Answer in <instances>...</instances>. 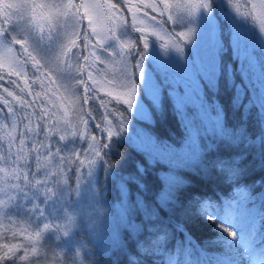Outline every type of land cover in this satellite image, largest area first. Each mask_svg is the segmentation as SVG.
<instances>
[{
  "label": "snow or ice",
  "instance_id": "1",
  "mask_svg": "<svg viewBox=\"0 0 264 264\" xmlns=\"http://www.w3.org/2000/svg\"><path fill=\"white\" fill-rule=\"evenodd\" d=\"M257 9L264 16V0H5L0 264H101L97 256L116 252L123 264H245L243 253L257 238L258 264H264V35L256 27ZM161 34L173 42L176 56L163 59L156 52ZM222 87L231 92L239 123L225 119ZM60 88L68 95L58 96ZM165 105L179 138L143 129L147 144L132 143L131 121L154 126ZM125 142L147 162L126 175L113 163L114 156L124 158L119 147ZM222 148L227 154H219ZM211 153L217 155L208 160ZM150 169L158 181L151 203L142 181ZM186 173L209 182L215 174L232 195H217L220 204L197 196ZM129 185L137 189L134 197ZM113 190L117 198L109 204ZM105 207L117 225L106 244L97 226ZM161 210L212 224L217 238L202 248L176 222L183 239L173 241L160 223ZM21 216L17 223L14 217ZM17 239L24 242H11Z\"/></svg>",
  "mask_w": 264,
  "mask_h": 264
},
{
  "label": "trees",
  "instance_id": "2",
  "mask_svg": "<svg viewBox=\"0 0 264 264\" xmlns=\"http://www.w3.org/2000/svg\"><path fill=\"white\" fill-rule=\"evenodd\" d=\"M240 2L243 4L245 0H240ZM222 26L226 30V25H222ZM133 35H135V33H133ZM189 55L190 54H187V57H189ZM225 61L226 62L229 61V56L227 55L225 56ZM218 99L220 100L221 104L224 106L226 121L229 124L239 123V113H233L230 106L231 92L224 90L222 87ZM154 119L156 120L154 126H149L146 124V122L143 121L138 123L137 121L132 120L129 126V130L138 129L140 132L144 134L143 129H147V131L152 132L157 137L168 138L170 135H174L176 138H179V136L181 135L180 130L178 128L175 119L171 116L170 111L167 109V105H165V114L163 118L154 116ZM250 127H252V129L255 130L254 120H250ZM132 143L136 144L133 138H132ZM130 145L131 142H125L123 145L119 147V153L124 157L122 160L120 159L119 156L113 157V163L117 164L125 175L135 171V164L137 162L145 163V165L147 164L144 157L139 152H137L134 147ZM227 151H228L227 149L222 148L219 154L225 155L227 154ZM215 155H217V153H211L209 154L207 159L211 160ZM185 175H187L185 176V179L191 181L190 187L192 188V191L195 192L194 194L197 196L204 194V196L210 198L212 202L216 204H220L221 201L216 199L217 195H222L225 199H228L232 195L229 185L226 184L222 178L217 177L215 174L211 176V182H209L207 179H203L199 175H194L192 173H186ZM253 178L254 175L250 173L249 176L246 178L247 183H251ZM142 181L143 183H145V185L148 188V192L144 193V197L149 203H151L153 201V197L155 196L156 188L158 187V181L156 178L155 171L150 169L148 175L143 177ZM243 182L244 181H242V183ZM129 191L134 197L137 189L134 185H129ZM187 195L188 193H185V197ZM116 198H117V193L115 190L111 191L107 195V201L109 204L114 203L116 201ZM160 215L162 218L160 223L162 225H165L167 229L172 233L173 241L183 239V234L174 231L173 225L176 222H183L185 224V228L187 229L188 233L191 235L193 241L202 248L206 246L207 241L215 240L217 238V232L215 230V226L206 222H202L199 218L184 221L179 211L169 214L161 210ZM100 221L99 223H97V226L102 234L103 241L106 244L108 239L107 233L115 229L117 225L115 220L111 219V225L105 222L101 227ZM136 223H140V220L136 219ZM255 226L259 228L258 220L255 221ZM82 235L86 237V233H82ZM4 242H5L4 239L0 238V244H3ZM49 243L51 244L52 247H55V245L52 244V242ZM259 243L260 241L257 238L255 240V243L252 245V247L247 252L243 253V259L245 261V264H250L252 260L250 258V253L253 255V258H257L261 255V248L259 246ZM89 247L91 248L94 246L90 244ZM168 247L169 250H171L172 241H169ZM56 251H60V249H56ZM209 251H212V249H209ZM216 254H221V253H219V250H216ZM49 256L51 257L52 253H49ZM96 259L100 260L101 264H123L124 261L123 255H121L118 252L114 253L110 257L97 256ZM50 263L59 264L58 261L51 259L49 261V264ZM17 264H27V262L17 261Z\"/></svg>",
  "mask_w": 264,
  "mask_h": 264
},
{
  "label": "rangeland",
  "instance_id": "3",
  "mask_svg": "<svg viewBox=\"0 0 264 264\" xmlns=\"http://www.w3.org/2000/svg\"><path fill=\"white\" fill-rule=\"evenodd\" d=\"M4 2H5V0H0V21H3V15H2V12H3V4H4ZM77 2H79V0H77ZM189 2H192V3H199V2H201V0H189ZM253 2H258V0H253ZM233 3H239V4H242L241 2H240V0H233ZM241 11H243V8H241L240 9ZM262 21H264V16H262V15H260L259 14V9H257V19H256V27H257V30L262 34V35H264V28H262L261 27V23H262ZM86 22V21H85ZM22 23V22H21ZM8 27H12V25L10 24V25H8ZM17 30H19V29H17ZM149 31H151V29H148ZM176 31L177 32H180L181 31V29L180 28H177L176 29ZM185 31H186V29H185ZM199 31H200V29H199V27H197V38L199 37ZM15 34V33H14ZM161 35H163V34H161ZM167 44L168 45V48L167 49H165L164 47H161L160 45L161 44ZM172 41L169 39V37L167 36V35H163V40L161 41V40H157V49H156V52L163 58V59H169V58H171V57H173V56H176L177 55V53L174 51V50H172ZM190 48H191V45H186L185 47H184V57L185 58H188L187 57V54H190ZM50 49L52 50V51H54V45L53 46H50ZM165 51H168V55L167 56H165L164 55V53H165ZM149 52H152V49L150 48L149 49ZM45 54H47V53H45ZM156 56H157V54L156 53H154V59L156 58ZM0 63H4V54H3V52L2 51H0ZM145 64H146V66H148V64H149V61H145ZM109 67H112L111 65L109 66ZM117 67H119L118 65H117ZM176 67H177V70L178 71H182L183 69L182 68H180V66L177 64L176 65ZM31 68H29L28 69V72H29V74L31 73ZM53 77L55 78V73H53ZM23 80H21L20 81V83L21 84H23ZM60 83V81L59 80H57V84H59ZM52 87H55V86H52ZM57 95L58 96H60V95H63V96H67L68 95V93H65L64 92V89L63 88H60V90H59V93H57ZM67 115H68V118L69 119H71L72 118V111H71V107H70V105H69V107L67 108ZM141 116H142V118L143 119H145V120H147V119H149L150 117L148 116V113H147V111L145 110V111H142V113H141ZM135 130V129H134ZM134 130H129V134H131L133 137V139H134V141L136 142V144L138 145V146H141V145H144V144H147V142H148V140H147V137L145 136V134H143L142 132H140L138 129H136V133L134 132ZM137 134H139V137H140V139H137ZM3 134L2 133H0V136H2ZM71 146V145H70ZM77 147H79L81 150L83 149V145L82 144H80V145H78ZM104 211V214L99 218V220H98V222L97 223H99V221H100V226L102 227L103 226V224L106 222V223H108L109 225H111V219H109V215H108V213L110 212V209L109 208H107V207H105V209L103 210ZM15 219H17V223H21L22 221H23V216H21V217H19V218H16V217H14ZM5 223H6V221H5ZM109 225H108V227H109ZM25 227H26V225H24ZM236 229H233V230H237V232L239 233L240 231H241V228H240V226H234ZM4 231V229H3V227H2V225H0V232H3ZM45 235H47V234H45ZM1 239H3L2 237H0ZM9 239H11V234H9ZM12 242L13 243H19V242H24V241H21V240H19V239H17V240H12ZM250 258L252 259L251 260V262H250V264H258V257L257 258H253V255L250 253ZM59 263V262H58ZM51 264V263H50Z\"/></svg>",
  "mask_w": 264,
  "mask_h": 264
}]
</instances>
